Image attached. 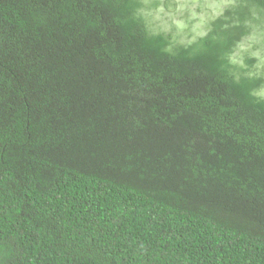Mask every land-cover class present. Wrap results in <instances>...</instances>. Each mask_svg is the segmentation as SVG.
Listing matches in <instances>:
<instances>
[{"label":"trees","instance_id":"trees-1","mask_svg":"<svg viewBox=\"0 0 264 264\" xmlns=\"http://www.w3.org/2000/svg\"><path fill=\"white\" fill-rule=\"evenodd\" d=\"M143 0H0V264H264V0L182 45Z\"/></svg>","mask_w":264,"mask_h":264},{"label":"rangeland","instance_id":"rangeland-1","mask_svg":"<svg viewBox=\"0 0 264 264\" xmlns=\"http://www.w3.org/2000/svg\"><path fill=\"white\" fill-rule=\"evenodd\" d=\"M236 0H143V14L149 29L154 33H169L176 42L189 45L206 33L208 22ZM256 59L255 73L264 68V45L253 33L245 39L232 56L234 64L242 66L243 58ZM264 99V89L258 93Z\"/></svg>","mask_w":264,"mask_h":264}]
</instances>
